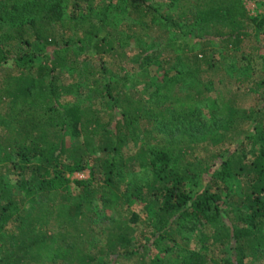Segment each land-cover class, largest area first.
Listing matches in <instances>:
<instances>
[{
  "label": "trees",
  "instance_id": "16d2710c",
  "mask_svg": "<svg viewBox=\"0 0 264 264\" xmlns=\"http://www.w3.org/2000/svg\"><path fill=\"white\" fill-rule=\"evenodd\" d=\"M2 1L0 264H242L264 255V48L240 54L245 67L262 65L253 80L262 102L243 138L230 132L236 92L216 91L209 78L221 64L218 83L242 82L227 56L257 41L264 15L242 0ZM131 39L134 52L124 48ZM126 65L143 81L140 95L124 90ZM81 88L104 106L79 100ZM227 140L207 173L175 161ZM246 141L256 146L249 156ZM86 167L85 178L67 175ZM136 168L150 178H134ZM232 184L233 217L224 206ZM166 239L182 242L180 257L165 253Z\"/></svg>",
  "mask_w": 264,
  "mask_h": 264
},
{
  "label": "rangeland",
  "instance_id": "374dc122",
  "mask_svg": "<svg viewBox=\"0 0 264 264\" xmlns=\"http://www.w3.org/2000/svg\"><path fill=\"white\" fill-rule=\"evenodd\" d=\"M247 11L252 14H259V15H264V0H242ZM150 2L156 3V0H150ZM5 7V1L0 2V12L4 9ZM197 26L192 25V28L190 30L191 35L197 32ZM134 30L140 31L137 28ZM161 33V28H158L157 26H153L150 30V35L156 37L159 36ZM171 33V32H169ZM176 36L178 38L181 37V33L175 32ZM173 35V34H170ZM185 36V35H184ZM263 36H264V31L263 28H261L260 34L258 36L257 41L251 36L250 38H247L242 42V45L240 49L235 53L234 56L231 57L232 52H229V56H227V61L231 62L233 59L235 60V64L238 68L239 71H241V76H242V82H236L232 77L231 79L229 78L228 80L224 79L223 82L218 83V78H224L227 75L225 74V70L223 66L220 64L218 65L217 69L215 71L210 70V76L209 78L213 80V85L218 87L216 91H221L222 93H230V92H236V104H238L239 108V113L237 114L235 121L233 122L232 126V131L235 133V137H238V140L240 138H243L244 134L246 131L250 130V128L253 125V116L250 113L251 109L254 108V106H257L262 102V98L260 97L261 93L260 90L253 85V80L258 77L260 72H262V65L260 61L257 60H252L249 63H246L247 66L243 64L245 62V59L241 57L242 53H247V52H255L254 48L252 47L253 44H257V49L258 50H263L264 48V41H263ZM184 38H188V41L190 40L191 37L185 36ZM193 40V41H192ZM189 41V47H193L190 50H197L199 47L194 41L195 39H192ZM187 48L189 49V47ZM136 44L133 39L129 40L128 43L124 46L125 50L129 52H134L136 48ZM244 66V67H242ZM124 70H127L129 73V79L124 85V90L126 93L134 94V95H140L143 93L142 89L144 88L143 81H138L136 73L137 70L135 69L134 66L131 65H126L123 67ZM0 73H2V69L0 68ZM75 75V72H74ZM57 76L59 77L60 81L67 83L69 82V79L71 78V71L69 70H62L59 71ZM146 79V78H144ZM215 91H213L214 93ZM79 100H83L86 103H92L95 105H103L104 106V101L103 98L95 93H92L86 88H81L80 91L77 93L76 96ZM234 138H231L232 142ZM76 138H70L68 139V143L70 142H76ZM237 140V139H236ZM230 140H227L223 143H220L219 145H208L205 143L199 144V147L194 149L192 152H188L185 156H181L180 160L176 158V162L180 161L179 163H186L189 164L191 167H194L195 169H202V171L209 172L211 169L215 168L218 165V160L220 159L218 157L219 153H222L224 150H226L225 146H229ZM236 143V142H235ZM232 147H234V143L230 144ZM255 146V145H254ZM251 142L246 141L245 142V147H244V152L246 153L247 156H249L252 152V148L254 147ZM256 147V146H255ZM254 147V148H255ZM215 154V158L212 162V155ZM176 155V154H175ZM89 169L86 167L85 169L79 170V171H73L68 173L67 175L69 176L70 179L74 178H85L88 176ZM133 177L139 180H147L150 178V172L144 168H136L135 173L133 174ZM206 178V175L203 176ZM12 183H14V180H11ZM71 189L74 190L76 187L71 184L70 185ZM12 188L14 192H19L18 186L16 184H12ZM239 191V184H232L231 190L228 191V196L225 197V204L224 206L228 209L229 213L231 214V217L234 216L235 210L233 209V206H235L237 203V198L233 193H236ZM232 206V208H231ZM231 208V209H230ZM142 215L146 218V215L142 213ZM149 218V217H147ZM146 218V219H147ZM154 227L151 228L153 230ZM195 233H197V229H195ZM258 236L262 237L263 242L261 243V248H264V229L258 233ZM188 243V245L192 246L194 245L193 241V234L188 233L187 237H184ZM164 245L169 246V250L165 251L166 254H173L174 256L180 257V255L183 254V248H182V242H176L173 243L172 240H164ZM216 255L217 257L221 259V257H226L228 256V249L226 245H223L221 248L216 249ZM242 264H264V255L259 256V258L250 260L248 257L244 259Z\"/></svg>",
  "mask_w": 264,
  "mask_h": 264
}]
</instances>
